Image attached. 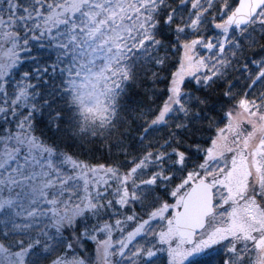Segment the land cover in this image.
Masks as SVG:
<instances>
[{"label": "snow or ice", "instance_id": "obj_1", "mask_svg": "<svg viewBox=\"0 0 264 264\" xmlns=\"http://www.w3.org/2000/svg\"><path fill=\"white\" fill-rule=\"evenodd\" d=\"M0 264H264V0H0Z\"/></svg>", "mask_w": 264, "mask_h": 264}]
</instances>
